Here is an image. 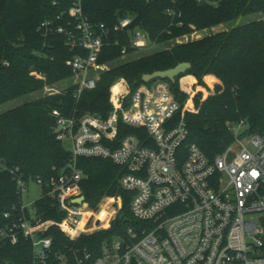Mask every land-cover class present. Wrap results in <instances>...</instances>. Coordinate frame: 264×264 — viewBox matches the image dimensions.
<instances>
[{"label":"trees","instance_id":"trees-1","mask_svg":"<svg viewBox=\"0 0 264 264\" xmlns=\"http://www.w3.org/2000/svg\"><path fill=\"white\" fill-rule=\"evenodd\" d=\"M211 1L216 4L205 0H83L84 14L94 24L111 27L126 16H132L134 22L129 31L111 34V45L104 48L99 59V63L110 67L101 74L95 89L84 91L78 99L76 88L68 87L59 94L40 96L0 114V264H41L29 239L20 233L18 242L13 244L1 236L2 231H8L22 219L33 224L36 219L61 222L66 215L48 193V185L58 178L70 157L67 145L56 137L54 110L66 116L107 115L111 110L110 87L117 79L123 78L133 91L147 84L143 81L144 74L190 62L192 68L174 83L161 79L170 84L180 103L178 117L187 120V143L197 144L214 159L235 139L230 125L244 121L248 128L242 135L264 134L263 19L171 45L195 31L264 14V0ZM73 2L0 0V106L42 92L73 76L67 62L82 51L70 50L64 35L45 39L38 31L45 20L58 16L68 20ZM168 11L176 14L170 15ZM135 28L144 30L151 41L161 44V50L124 60L134 54L129 48L128 55L123 57L122 50L129 46L130 32ZM122 137L120 131L119 139ZM78 167L84 173L82 194L92 209H99L96 218L101 219V224L93 223L87 232H95L74 241L55 225L40 232V237L54 240L45 264H62L58 253L66 255L69 264H79L77 256L84 259L83 264H93L107 246L125 237L130 228L142 227L132 215L131 194L119 185L123 173L119 166L110 159L82 157ZM17 177L28 184L39 179L43 183L41 197L33 202L32 209L24 205ZM106 198H121L124 204L113 222L115 200L99 207ZM88 216L83 215L80 228L85 226ZM111 222L110 228L102 229ZM86 253L91 255L87 261Z\"/></svg>","mask_w":264,"mask_h":264},{"label":"built area","instance_id":"built-area-1","mask_svg":"<svg viewBox=\"0 0 264 264\" xmlns=\"http://www.w3.org/2000/svg\"><path fill=\"white\" fill-rule=\"evenodd\" d=\"M68 17L66 21L64 16L45 20L38 31L45 39L64 35L70 50L82 51L67 62L73 76L66 80V88L75 87L79 99L84 91L95 89L101 74L109 69V64H101L99 59L111 45V34L129 31L134 18H120L111 27L94 24L84 14L83 0H74ZM198 32L176 41L187 38L188 42ZM130 35L123 57L129 48L139 52L159 45L140 28ZM54 86L44 89L46 95L66 89ZM110 104L107 115L52 112L56 137L67 145L70 157L58 178L48 185V193L66 215L61 222L36 219L33 224L22 219L1 236L15 244L23 234L32 242L37 260L45 264L54 240L40 237V232L55 225L72 241L95 232L85 230L93 223L100 225L101 219L82 194L84 173L78 161L96 157L110 159L123 170L119 185L131 194V212L142 227L130 228L93 264H264V134L242 135L247 123L232 124L229 129L234 141L210 159L197 144L187 143V120L178 117L181 106L168 82L158 79L130 91L119 78L110 87ZM120 131L123 137L119 139ZM244 137L246 142H242ZM17 182L23 200L29 184L20 177ZM37 183L42 188L40 179ZM85 214L89 216L80 228ZM57 255L62 264H69L66 255ZM90 258L86 253L85 260ZM75 259L83 264L84 259Z\"/></svg>","mask_w":264,"mask_h":264},{"label":"rangeland","instance_id":"rangeland-1","mask_svg":"<svg viewBox=\"0 0 264 264\" xmlns=\"http://www.w3.org/2000/svg\"><path fill=\"white\" fill-rule=\"evenodd\" d=\"M259 19H263L264 20V14L263 13H259L257 15H252V16L247 17V18H242V19L238 20L237 22L231 23L229 25L223 24V25L211 28V29H204V30L199 31L198 33L194 34L192 37H190L188 39V41L196 39V38H202L204 36L211 35V34H217V33H220L222 31L227 30L228 28L237 26L239 24H245V23H247L249 21L259 20ZM182 42L186 43L187 42V38L182 39L181 43ZM176 43H178V42L177 41H172L171 45H174ZM171 45H169V46L166 45V46L170 47ZM161 48H162L161 44H159L158 46H156L154 48L146 49V50L139 51V52H134V54H132L130 56H127L126 59H124V60H129L130 58L132 59L133 57H137V56L139 57V56H142V55L151 54V53H154V52H156L158 50H161ZM109 67H110V65H109ZM68 85H69V81H64V82H62L60 84L55 85L54 88L62 91ZM44 95H46L45 90H43L42 92L35 93V94L30 95V96L21 98V99H17V100H13L11 102H8V103L0 106V114L3 113V112L8 111L10 109H13L15 107H18V106L22 105L23 103H25L27 101H33V100L37 99L38 97L44 96ZM246 141H247V139H246V137H244L242 142H246ZM41 194H42V189H41L40 185L37 182H35V181H31L29 183V186H28V192H26L24 194V197H23V201H24L25 206L31 207V204L34 201H36L37 199H39L41 197ZM114 200L116 202V205H114V207L116 208V211L114 213L115 217L112 220V222L119 216L120 210L123 208V205H124L122 200L120 201V199H116V198H114ZM112 201L113 200H111V199H104L99 204V207L103 203L112 202ZM112 222H111V224H104L102 226V229L110 228L111 225H112ZM99 230H101V229H99ZM96 231H98V230H96Z\"/></svg>","mask_w":264,"mask_h":264},{"label":"water","instance_id":"water-1","mask_svg":"<svg viewBox=\"0 0 264 264\" xmlns=\"http://www.w3.org/2000/svg\"><path fill=\"white\" fill-rule=\"evenodd\" d=\"M191 68L192 63L182 62L176 65L175 67L169 68L167 70H159L150 74H144L143 81L145 83H150L151 81L156 79H169L172 83H174L179 75L186 73Z\"/></svg>","mask_w":264,"mask_h":264},{"label":"bare ground","instance_id":"bare-ground-1","mask_svg":"<svg viewBox=\"0 0 264 264\" xmlns=\"http://www.w3.org/2000/svg\"><path fill=\"white\" fill-rule=\"evenodd\" d=\"M111 200H114V198H110ZM85 230L87 231L88 230V228H85Z\"/></svg>","mask_w":264,"mask_h":264}]
</instances>
